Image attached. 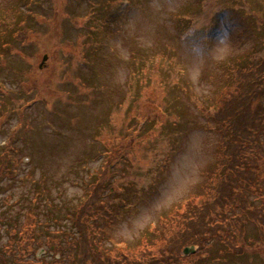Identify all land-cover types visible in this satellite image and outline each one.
I'll return each mask as SVG.
<instances>
[{
  "label": "rangeland",
  "instance_id": "obj_1",
  "mask_svg": "<svg viewBox=\"0 0 264 264\" xmlns=\"http://www.w3.org/2000/svg\"><path fill=\"white\" fill-rule=\"evenodd\" d=\"M253 58L264 60V0H0L3 264L66 259L80 234L76 206L93 213L83 224L108 219L95 248L138 264L156 232L168 239L166 220L220 176L213 113ZM114 141L125 145L96 198L103 216L87 202ZM30 204L61 254L45 242L21 257L9 247L18 236L8 221L19 228ZM245 229L243 254L213 240L177 264H264V237Z\"/></svg>",
  "mask_w": 264,
  "mask_h": 264
},
{
  "label": "trees",
  "instance_id": "obj_2",
  "mask_svg": "<svg viewBox=\"0 0 264 264\" xmlns=\"http://www.w3.org/2000/svg\"><path fill=\"white\" fill-rule=\"evenodd\" d=\"M233 78L221 98L220 106L213 113L215 129L219 135L216 164L220 168V176L211 177L204 184L205 199L198 203L188 202L183 212H176L166 220L169 223L165 224L163 235L169 233L168 239L156 232V239L152 240V244L150 241V245L144 244L143 250L136 254L138 258L132 259L133 263L137 260L138 264H169L172 261L177 264L180 262L179 258L182 260L193 257V254L181 257L185 247L194 246L200 252L213 240L223 242L230 250L240 249L239 252L242 253L237 255H241L247 249L244 236L248 223L257 226L260 239L264 237V60L251 59L245 66L236 69ZM124 145L123 141L113 142V149L109 147L107 150L102 167V172L106 175L95 185H90L93 194L92 199H88L87 206L92 203L94 213L106 215L101 199L96 198L104 188L109 189L106 177L109 163L115 157L120 158ZM5 153L6 151L0 152V176L5 175L4 169L7 166ZM76 209L77 206L73 214L74 225L80 234L77 240L67 243L69 255L66 259H52L43 264H122L126 256L110 261L108 256L94 246L93 238L103 234L105 226L109 225L108 219L101 220L99 226L86 225L82 223V218L90 217L93 213L82 207ZM37 217L34 204H30L19 228L16 220L8 221L14 234L18 236L17 239L8 240L9 247H12L11 241L17 242L21 249L18 255L21 257L22 252L35 255L37 248L45 242L54 248L55 254H61L63 247L58 243L57 237L49 234L48 228L42 232L41 229L36 230ZM84 229H87V233ZM182 237L185 241L180 242ZM33 245L36 246L33 248ZM9 247L5 248L8 250ZM256 253L264 255V249ZM25 262L37 264L42 261L27 259ZM3 263L4 258L0 255V264Z\"/></svg>",
  "mask_w": 264,
  "mask_h": 264
},
{
  "label": "water",
  "instance_id": "obj_3",
  "mask_svg": "<svg viewBox=\"0 0 264 264\" xmlns=\"http://www.w3.org/2000/svg\"><path fill=\"white\" fill-rule=\"evenodd\" d=\"M45 60H46V56H43L41 63H43ZM39 68H41V65L39 66ZM189 251H193V250H190L189 248H186V249H184L183 253L187 254V253H189Z\"/></svg>",
  "mask_w": 264,
  "mask_h": 264
}]
</instances>
